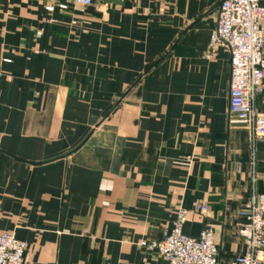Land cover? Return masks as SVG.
Returning a JSON list of instances; mask_svg holds the SVG:
<instances>
[{"label":"crops","instance_id":"0c3cea01","mask_svg":"<svg viewBox=\"0 0 264 264\" xmlns=\"http://www.w3.org/2000/svg\"><path fill=\"white\" fill-rule=\"evenodd\" d=\"M218 1L0 0V233L25 264H165L139 242L179 209L220 261L244 252L264 140L230 114L227 52L205 58Z\"/></svg>","mask_w":264,"mask_h":264},{"label":"built area","instance_id":"2783aa9c","mask_svg":"<svg viewBox=\"0 0 264 264\" xmlns=\"http://www.w3.org/2000/svg\"><path fill=\"white\" fill-rule=\"evenodd\" d=\"M81 9L94 1L63 0ZM216 26L208 42L207 60L215 57L216 48L224 49L230 62L229 111L250 136L251 143L264 140V112L256 109L257 99L264 94V6L259 0H219ZM58 3L46 8L52 12ZM261 176L253 175V182ZM264 184V180H261ZM207 205L199 207V214L207 212ZM188 212L179 209L171 230L161 241H141L139 245L156 254L165 264H264V193H252L238 212L237 234L244 244V252L228 262L219 260L215 227L205 224L197 237L183 234ZM26 244L13 233H0V264H25Z\"/></svg>","mask_w":264,"mask_h":264},{"label":"water","instance_id":"95a60500","mask_svg":"<svg viewBox=\"0 0 264 264\" xmlns=\"http://www.w3.org/2000/svg\"><path fill=\"white\" fill-rule=\"evenodd\" d=\"M220 5H221V1H218L216 8H215V9H217V11L219 10ZM136 83H138V82H136ZM16 160H18V159H16ZM34 165H38V164H34Z\"/></svg>","mask_w":264,"mask_h":264}]
</instances>
